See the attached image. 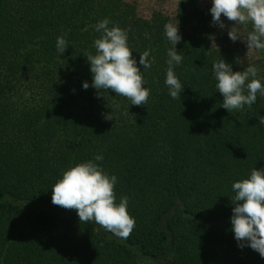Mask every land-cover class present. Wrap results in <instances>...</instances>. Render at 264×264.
I'll use <instances>...</instances> for the list:
<instances>
[{
	"label": "trees",
	"instance_id": "trees-1",
	"mask_svg": "<svg viewBox=\"0 0 264 264\" xmlns=\"http://www.w3.org/2000/svg\"><path fill=\"white\" fill-rule=\"evenodd\" d=\"M106 18L127 30L150 90L146 105L91 86L85 55L95 54L96 25ZM221 19L223 29L196 0L166 8L142 0H0V264H264L250 246L239 247L231 228L232 184L264 168V97L258 92L250 109L229 112L212 67L221 58L233 71L251 63L264 84V50L249 51L243 37L233 42V22ZM169 22L182 36L179 99L165 84L175 47ZM59 36L69 44L62 54ZM145 51L147 69L139 65ZM97 154L118 178L116 202L129 198L135 227L127 238L52 203L63 172ZM32 203L46 209L26 212Z\"/></svg>",
	"mask_w": 264,
	"mask_h": 264
},
{
	"label": "clouds",
	"instance_id": "clouds-1",
	"mask_svg": "<svg viewBox=\"0 0 264 264\" xmlns=\"http://www.w3.org/2000/svg\"><path fill=\"white\" fill-rule=\"evenodd\" d=\"M210 12L212 23L221 29L226 27L222 16L233 22L228 31L233 42L243 37L249 51L264 50V0H213ZM109 23L106 18L96 25V31L102 33L94 41L96 52L85 55L93 74L91 86L99 93L111 90L129 99L132 105H146L150 90L144 87V77L128 46L127 30L118 25L109 27ZM249 23L252 30L245 35L241 28ZM164 27L167 39L175 46L168 50L165 84L169 95L179 99L184 85L177 78L174 66L183 59L176 48L182 36L179 24L169 22ZM68 46L65 36L57 38L56 48L60 54ZM148 57V51L140 55L139 65L145 69L151 67ZM212 67L216 88L223 96L222 107L229 112L242 110L246 105L250 109L257 100L258 92L264 97V84L257 78L258 68L251 63L243 71H233L232 66L221 58ZM83 87L87 89L89 83L85 81ZM111 112L105 119H113ZM124 114L127 115V112ZM259 125H264V116L259 117ZM103 158L97 154L94 160L76 164L64 171L62 178L52 187V203L76 210L81 224L94 221L115 236L127 238L135 227V219L128 211L129 198L123 196L119 203L116 202L115 185L118 178L110 176L95 162ZM232 191L234 195L231 200L235 207L231 228L235 239L239 247L250 246L264 258V168H253L250 176L232 184Z\"/></svg>",
	"mask_w": 264,
	"mask_h": 264
},
{
	"label": "rangeland",
	"instance_id": "rangeland-1",
	"mask_svg": "<svg viewBox=\"0 0 264 264\" xmlns=\"http://www.w3.org/2000/svg\"><path fill=\"white\" fill-rule=\"evenodd\" d=\"M145 4H152L155 7H162V8H166V7H171L172 5H174L175 1L177 0H142ZM212 2L213 0H196V3L206 9H211L212 6ZM224 18L225 20H227L226 17H221ZM43 209H46V206L41 204V203H32L29 204L26 208L25 211H33V212H37V211H41ZM21 230H27L28 229V220L27 218H24V220L22 221V224L20 226ZM147 259H143L140 258L139 261L137 262V264H144V262Z\"/></svg>",
	"mask_w": 264,
	"mask_h": 264
}]
</instances>
